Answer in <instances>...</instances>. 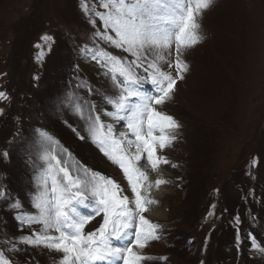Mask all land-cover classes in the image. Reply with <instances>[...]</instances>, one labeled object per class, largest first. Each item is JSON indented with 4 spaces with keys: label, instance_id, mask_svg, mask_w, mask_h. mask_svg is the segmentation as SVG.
<instances>
[{
    "label": "rangeland",
    "instance_id": "1",
    "mask_svg": "<svg viewBox=\"0 0 264 264\" xmlns=\"http://www.w3.org/2000/svg\"><path fill=\"white\" fill-rule=\"evenodd\" d=\"M83 2L92 7L96 0ZM81 4L0 0V91L9 96L0 102L5 110L0 116V153H8L7 159L0 156V189L8 194L0 200V256L13 264H59L61 258L60 253L17 240L39 230L18 216L36 211L41 132L58 140L82 165L116 179L131 195L122 171L91 142L84 120L68 103L73 94L94 102V111L111 122L102 112L111 110L104 97L114 95L113 82L82 49L102 47L131 59L122 49L93 39L96 30H103L101 23L98 18L95 25L89 23ZM199 22L204 39L183 56L189 71L178 81L173 98L158 106L183 127L179 140L160 152L180 165L160 166L172 181L165 184V216L155 218L153 207L145 214L163 226L162 238L151 242L145 253L168 259L147 264H264V253L253 249L248 239L251 233L264 245V0H214ZM45 34L55 42L38 62L36 45ZM163 68L175 75L174 68ZM78 84L90 87L91 94ZM145 86L154 93L150 84ZM123 126L116 124L115 130ZM254 158L258 163L253 167ZM140 167L147 171L150 165L141 162ZM148 175L154 182L151 169ZM17 200L21 208H10ZM100 222L96 217L85 232Z\"/></svg>",
    "mask_w": 264,
    "mask_h": 264
},
{
    "label": "snow or ice",
    "instance_id": "2",
    "mask_svg": "<svg viewBox=\"0 0 264 264\" xmlns=\"http://www.w3.org/2000/svg\"><path fill=\"white\" fill-rule=\"evenodd\" d=\"M213 3L214 0H96L89 7L82 0L89 23L95 25L98 18L103 29L96 30L93 39L122 49L131 59L113 56L102 47L82 49V54L88 53L113 82L114 95L104 97L111 110L102 112L111 122L102 120L101 113L94 111V102L73 94L68 103L84 120L91 142L122 171L131 195L116 179L82 165L58 140L41 132L37 146L40 166L35 173L37 191L33 195L36 211L34 215L18 216L30 229L39 225V230L18 237L19 244L60 253L59 264H147L168 259L145 253L151 242L162 238L163 231L161 224L145 214L151 205L159 203L151 197L153 186L159 189L172 181H150L140 164L150 165L157 176L161 165L180 167L160 152L179 140L183 126L158 106L173 98L178 81L189 71L190 65L183 56L204 39L199 20ZM41 41L36 45L40 49L38 62L43 61L55 42L47 34ZM164 64L174 68L175 75L165 71ZM76 70L79 71L78 65ZM146 84L154 88L153 94L145 91ZM77 87L92 92L86 84ZM8 99V93L0 91V102ZM4 115L5 110L0 108V116ZM121 122L126 130L117 132L115 125ZM79 138L83 140L84 136ZM0 156L7 159L8 153ZM257 163L254 158L251 166ZM6 199L7 192L0 189V200ZM9 207L18 210L21 204L17 200ZM96 217L101 218L99 227L85 232ZM236 220L239 223L238 216ZM248 239L253 249L264 253V245L255 236L248 233ZM240 243L238 234L237 250ZM13 247L18 245L13 242ZM0 264L13 261L0 256Z\"/></svg>",
    "mask_w": 264,
    "mask_h": 264
},
{
    "label": "bare ground",
    "instance_id": "3",
    "mask_svg": "<svg viewBox=\"0 0 264 264\" xmlns=\"http://www.w3.org/2000/svg\"><path fill=\"white\" fill-rule=\"evenodd\" d=\"M160 110V109H159ZM162 111V109L160 110ZM165 112V111H164ZM120 124L124 125L123 122H121ZM125 126L122 127V129H120L119 131H125ZM118 131V132H119ZM134 151V150H133ZM150 169V167H148L147 172L148 173V170ZM155 173V172H154ZM166 173V169H162L160 167V175L157 176V174L155 173V180L160 178V179H166L167 180V176L165 175ZM165 192L167 193L168 192V189L166 188V185H161L159 187V189H157L155 186L151 189V197L158 200L159 203L158 204H153L151 205L150 207L152 208H155L154 210V214L153 216L155 218H160V217H164L165 216V210H166V206L164 204V201L166 198H168L167 195H165ZM150 208V209H151Z\"/></svg>",
    "mask_w": 264,
    "mask_h": 264
}]
</instances>
